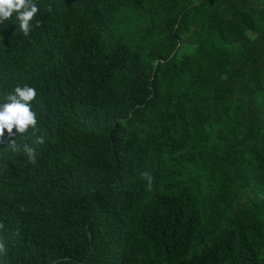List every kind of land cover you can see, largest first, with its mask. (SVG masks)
Listing matches in <instances>:
<instances>
[{
    "label": "trees",
    "instance_id": "trees-1",
    "mask_svg": "<svg viewBox=\"0 0 264 264\" xmlns=\"http://www.w3.org/2000/svg\"><path fill=\"white\" fill-rule=\"evenodd\" d=\"M35 2L0 24L37 114L0 136V264H264V0Z\"/></svg>",
    "mask_w": 264,
    "mask_h": 264
},
{
    "label": "clouds",
    "instance_id": "clouds-1",
    "mask_svg": "<svg viewBox=\"0 0 264 264\" xmlns=\"http://www.w3.org/2000/svg\"><path fill=\"white\" fill-rule=\"evenodd\" d=\"M37 12L35 0H0V24L13 18L19 31L25 36L34 26H38L39 21L33 19ZM35 96V89L27 84L13 86L11 91L0 95V136L7 134L13 137L8 142L13 151L17 150L14 140L16 134L22 135L29 129L36 128L37 114L32 106ZM42 143L43 137L36 136L33 144ZM22 148L27 161L34 164L35 148L29 144H24ZM146 179L150 186L151 177L146 175Z\"/></svg>",
    "mask_w": 264,
    "mask_h": 264
}]
</instances>
